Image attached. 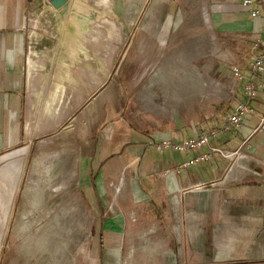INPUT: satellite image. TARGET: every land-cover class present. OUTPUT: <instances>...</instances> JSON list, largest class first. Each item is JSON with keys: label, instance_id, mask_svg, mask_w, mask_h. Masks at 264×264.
<instances>
[{"label": "crops", "instance_id": "1", "mask_svg": "<svg viewBox=\"0 0 264 264\" xmlns=\"http://www.w3.org/2000/svg\"><path fill=\"white\" fill-rule=\"evenodd\" d=\"M52 1L0 0V161L10 155L17 157L22 146L34 144L36 133L50 126L52 113H60L67 98V89L65 95L61 94L63 83L71 79L76 84L70 94L73 98H87L92 92L90 96L100 104V117L89 130L92 147L88 150L97 168L89 171L92 175L88 178L94 179L98 194L104 189L105 178L116 182L125 179L129 189L126 204H119L116 197V208L132 209L138 214L137 223H133L109 213L101 237L116 243L125 239L124 227L131 233L139 231L144 248L162 250L140 252L148 259L145 264H264V92L257 93L241 128L223 131L207 145L188 153L157 149L165 140L180 143L198 132L222 129L236 105L246 101L245 84L251 79L264 82V75L252 77L250 73L253 60L263 53L261 47H254L257 41H264V7L256 1L261 15L254 18L241 9L244 0H203L210 5L206 22L210 19L222 47L233 52L235 63L225 83L232 81L230 69L235 66L241 70L242 80L228 90L230 99L206 113L204 119L176 117L137 125L129 120L119 123L114 101L118 95L115 83H127L115 75L120 66L132 63L128 58L129 38H123L127 41L122 43L125 58L121 63L116 59L113 38L101 44L94 37V23L102 14L94 8L107 5L101 0L97 7L91 5L93 0H67L55 9ZM171 1L175 5L165 15L174 18L180 0ZM87 29L92 32H81ZM160 33L156 39L165 46L168 32L163 42ZM95 45L106 47L111 54L75 58L77 50ZM68 50L73 52L69 53L72 58ZM193 59L184 61L190 64ZM177 61L172 56L159 63L150 82L156 71L160 75L153 84L170 81ZM138 76L144 79L146 70L141 69ZM100 81L104 83L101 88L95 85ZM81 84H86L85 88ZM54 91L57 95L53 103ZM98 109L92 105L87 116H94ZM30 115L35 118L33 122H29ZM211 148L241 150L242 156L233 161L214 153L208 160L196 161ZM118 160L121 165L116 166ZM7 174L11 178L17 175L13 169ZM109 257L118 256L114 252Z\"/></svg>", "mask_w": 264, "mask_h": 264}, {"label": "rangeland", "instance_id": "2", "mask_svg": "<svg viewBox=\"0 0 264 264\" xmlns=\"http://www.w3.org/2000/svg\"><path fill=\"white\" fill-rule=\"evenodd\" d=\"M93 1L91 5H100V1ZM101 1L108 7L94 8L102 13L94 23V37L101 44L113 38L116 59L121 63L125 58L122 43L127 41L124 36L131 43L128 58L132 63L120 66L115 75L127 80L126 84L115 83L118 95L114 101L120 124L123 120L145 125L154 123L155 119H204L209 111L217 110L226 103V98L230 99L228 90L233 88V83H225V76L235 63L233 52L222 47L210 19L206 22L210 5L203 0H180L178 12L170 18L166 15L175 5L171 0L169 3L167 0ZM167 32V43L159 45L158 33L163 42ZM98 46L77 50L75 58H102L111 54L106 47ZM71 55L68 57L72 58ZM172 56L178 61L171 70V80L153 84L160 75L156 71L151 83L157 65ZM191 57L193 61L185 63ZM143 68L146 76L141 80L138 75ZM75 85L71 79L63 83L61 94L65 95L67 89V98L62 100V111L52 113L50 126L36 133L34 144L22 146L17 157L10 155L8 160L0 161V264H145L148 259L142 258L140 252L162 251L155 246L144 248L146 244L141 243L139 231L131 233L127 227L123 232L125 239L119 242L101 237L109 213L133 223H137L138 214L132 209L116 208V197L119 204H126L129 189L125 179L116 182L105 178L104 189L98 194L94 179L88 178L92 175L89 171L97 168L88 150L92 147L89 130L100 117V104L90 96L92 92L87 98H73L70 94ZM95 85L101 88L104 83ZM55 94L54 91L53 103ZM92 105L99 108L92 115L94 121L86 114ZM34 119L33 115L29 116V122ZM117 162L116 166L121 165ZM11 169L17 173L12 178L7 174ZM116 246L121 247L114 250ZM113 251L118 256L115 259L109 257Z\"/></svg>", "mask_w": 264, "mask_h": 264}, {"label": "built area", "instance_id": "3", "mask_svg": "<svg viewBox=\"0 0 264 264\" xmlns=\"http://www.w3.org/2000/svg\"><path fill=\"white\" fill-rule=\"evenodd\" d=\"M256 1H258L261 6L264 7V0H244L243 3L240 5L241 9L244 11H248L251 13L252 17L256 18L261 15V10L257 7ZM261 47L263 53L257 56L252 64L250 65V73L252 77L256 75H264V41H257L254 48ZM232 72V83H238L242 80V73L239 67H233L231 69ZM233 89V88H231ZM244 92L246 95V101L240 102L236 105L233 113H231L227 117V124L222 127V129L217 130H209V131H201L198 132L196 136L193 138L187 139L180 143H172L170 141H163L157 145V149L159 152H163L165 149H172L178 152L188 153L191 150L202 148L203 146L207 145L209 141L215 137H217L221 132H227L232 128L239 129L243 125L244 119L249 115L252 111L251 103L257 97V93L264 92V82H257L251 79L248 83L244 86ZM262 126H264V116L261 119ZM218 153L224 158L228 160H237L242 156L241 150H237L234 152H229L225 150H221L219 148H211V151L207 154H204L196 159L197 162H201L203 160H208L212 154ZM183 165L181 167H184ZM176 172H179L176 169Z\"/></svg>", "mask_w": 264, "mask_h": 264}, {"label": "water", "instance_id": "4", "mask_svg": "<svg viewBox=\"0 0 264 264\" xmlns=\"http://www.w3.org/2000/svg\"><path fill=\"white\" fill-rule=\"evenodd\" d=\"M67 0H53L51 4L55 9H59L66 4Z\"/></svg>", "mask_w": 264, "mask_h": 264}, {"label": "bare ground", "instance_id": "5", "mask_svg": "<svg viewBox=\"0 0 264 264\" xmlns=\"http://www.w3.org/2000/svg\"><path fill=\"white\" fill-rule=\"evenodd\" d=\"M154 77V76H153Z\"/></svg>", "mask_w": 264, "mask_h": 264}]
</instances>
